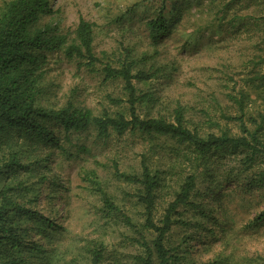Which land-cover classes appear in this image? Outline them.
<instances>
[{"label": "rangeland", "instance_id": "374dc122", "mask_svg": "<svg viewBox=\"0 0 264 264\" xmlns=\"http://www.w3.org/2000/svg\"><path fill=\"white\" fill-rule=\"evenodd\" d=\"M49 3L52 13L41 17L38 25L56 26L65 32L72 30L79 18L93 23V51L98 60L91 71L61 54L48 56L40 69L38 104L42 107L58 109L70 102L93 115L105 111L128 117L123 82L104 80L100 72L103 65L115 67L123 60L135 63L133 72L155 73L148 81H132L137 92L150 95L149 100L134 105L135 114L142 119L160 116L172 120L179 107L186 126L204 133L212 131L208 128L210 119L233 127L224 117L233 109L227 106L229 97L237 95L239 89L257 102L245 77L252 64L245 62L246 52L238 38L232 37L231 23L225 25L234 13L228 11L217 21L224 0H188L189 11L173 16L170 29L157 40L147 21L158 13L172 18V6L182 5V0ZM113 99H120V106ZM56 135L60 148L42 145L33 151L24 144L19 167L0 176V189L10 188V198L37 215L14 222L27 227L21 254L26 264H89L87 251L99 244L105 248L102 264H133V257L141 250L132 239L141 234L150 241L154 235L143 228L145 212L137 201L140 188L116 180L112 166L116 164L124 173L140 174L144 160L151 173L157 172L161 182L153 220L159 224L167 203L191 171L183 161L185 148L168 137L140 133L110 134L100 139L89 130L71 134L70 141L61 131ZM226 170L221 168L218 173ZM238 185V180L212 183L199 177L190 197L197 208H185L188 212L181 216L191 225H175L165 235V246L177 263L258 264L256 256L264 258V236L251 237L250 232L256 231L243 227L264 204L258 202L260 194L255 187L245 191ZM100 191L130 217L134 229L102 218ZM47 221L54 229L46 227ZM224 225H228V232Z\"/></svg>", "mask_w": 264, "mask_h": 264}, {"label": "trees", "instance_id": "16d2710c", "mask_svg": "<svg viewBox=\"0 0 264 264\" xmlns=\"http://www.w3.org/2000/svg\"><path fill=\"white\" fill-rule=\"evenodd\" d=\"M182 1V5L172 6V18L158 13L147 21L146 26L154 40L168 32L173 16H182L189 11L188 0ZM224 1L220 9L222 15L217 21H221L228 11L234 13L225 25L231 23L232 37L238 38L239 46L246 52L248 59L245 62L252 64L245 77L250 90L256 94L257 102L246 98V93L239 89L237 95L229 97L227 106L230 108L232 105L233 109L224 117L227 123L234 124L233 127L210 119L208 128L212 131L201 133L186 126L179 107L172 120L160 116L142 119L135 114L134 105L149 100L150 95L137 92L132 81H148L155 73L133 72V61H120L115 67L105 64L100 69L104 80L123 82L128 117L119 112L105 111L93 115L90 110L78 108L70 102L58 109L42 107L38 104L42 93L40 69L48 56L61 54L78 67L94 71L92 67L98 60L93 51L96 25L79 18L75 27L65 32L56 26L40 27V18L52 13L49 0H0V176L19 167L23 151L20 148L24 144L33 147V151L42 145L60 148L56 131H61L68 141L71 134L89 130L100 139L110 134L121 137L127 133L173 139L185 148L183 161L191 171L167 203L159 224L153 220L156 191L161 182L157 172L151 173L144 160L140 164V174L124 173L116 164L112 166L116 180L140 188L137 201L145 212L143 228L154 235L150 241L141 234L132 239L141 250L133 257V264H179L165 246V235L175 225H191L181 216L188 209L197 208L190 197L196 190L199 177L212 183L220 179L238 180V186L245 191L255 187L256 193L260 194L258 202L264 204V195L261 194L264 192V0ZM233 4H236L235 7H232ZM240 12L244 14L238 15ZM111 101L120 106V99ZM221 168H227L225 174L218 173ZM9 190L0 189V264H26L21 254L27 227L16 226L14 222L25 216L32 220L37 215L12 200ZM100 203L99 211L103 219L134 229L135 224L130 217L101 191ZM244 224L247 231L249 228L256 231L250 232L251 237L264 236V231L260 232L264 226V209ZM224 226L228 232V225ZM46 227L54 229L48 221ZM87 253L89 264H102L105 260V248L101 244L94 245ZM256 258L258 264H264L263 257L258 255Z\"/></svg>", "mask_w": 264, "mask_h": 264}]
</instances>
